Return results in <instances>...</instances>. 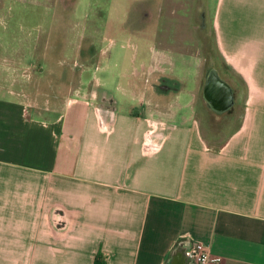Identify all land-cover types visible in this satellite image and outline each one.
Masks as SVG:
<instances>
[{"label": "crops", "instance_id": "crops-1", "mask_svg": "<svg viewBox=\"0 0 264 264\" xmlns=\"http://www.w3.org/2000/svg\"><path fill=\"white\" fill-rule=\"evenodd\" d=\"M213 13L235 85L225 109L202 104L207 124L192 88L138 89L135 72L95 75L51 117L2 91L0 264H198L196 241L220 264H264V0Z\"/></svg>", "mask_w": 264, "mask_h": 264}, {"label": "rangeland", "instance_id": "rangeland-1", "mask_svg": "<svg viewBox=\"0 0 264 264\" xmlns=\"http://www.w3.org/2000/svg\"><path fill=\"white\" fill-rule=\"evenodd\" d=\"M215 3L0 0V95L7 90L25 94L38 110L46 102L51 117L84 84L97 88L95 75H109V83L118 86L127 80L123 73L140 72L138 77L133 74L138 89L162 86L172 97L180 87L192 88L202 125L207 124L202 104L207 101L208 76L235 85L213 26ZM114 91L115 98L122 100L121 93ZM132 97L150 100L149 94ZM127 98L121 108L131 104L138 109V101ZM218 111H211L212 119H219L223 112Z\"/></svg>", "mask_w": 264, "mask_h": 264}, {"label": "built area", "instance_id": "built-area-1", "mask_svg": "<svg viewBox=\"0 0 264 264\" xmlns=\"http://www.w3.org/2000/svg\"><path fill=\"white\" fill-rule=\"evenodd\" d=\"M190 255L198 264H220L221 262V258L213 256L209 250V245L202 241L193 243L190 247Z\"/></svg>", "mask_w": 264, "mask_h": 264}, {"label": "bare ground", "instance_id": "bare-ground-1", "mask_svg": "<svg viewBox=\"0 0 264 264\" xmlns=\"http://www.w3.org/2000/svg\"><path fill=\"white\" fill-rule=\"evenodd\" d=\"M221 83H219V87L216 88L215 85L213 84L210 88V86L208 85L206 88H205V95L207 96L210 95V97L215 100V98L212 96L213 93H219L220 96L221 95H224V94H227L229 91L226 89L225 87V83L223 81L220 80ZM213 83V81L211 82ZM210 88V89H209ZM231 97V94L229 95ZM228 98L231 100V98Z\"/></svg>", "mask_w": 264, "mask_h": 264}, {"label": "water", "instance_id": "water-1", "mask_svg": "<svg viewBox=\"0 0 264 264\" xmlns=\"http://www.w3.org/2000/svg\"><path fill=\"white\" fill-rule=\"evenodd\" d=\"M220 80H222V79H220ZM222 81L225 83V87H226V89L229 91L230 86H229L224 80H222ZM228 88H229V89H228ZM205 96H206V95H205ZM212 96L215 98V100H212V99L208 98L207 96H206V98H207V100H209V101L212 100V101L216 104V105H214V104L212 103V101H211V103L213 104V106H214L217 110H223V109L226 108L225 103L222 102L223 98H222V96H220L219 93H213Z\"/></svg>", "mask_w": 264, "mask_h": 264}, {"label": "flooded vegetation", "instance_id": "flooded-vegetation-1", "mask_svg": "<svg viewBox=\"0 0 264 264\" xmlns=\"http://www.w3.org/2000/svg\"><path fill=\"white\" fill-rule=\"evenodd\" d=\"M213 81V83H211ZM222 81V80H221ZM219 83H221L220 82V78L218 77V76H215V75H209L208 76V78H207V82H206V86H205V88L209 85L210 86V88H211V86L214 84L215 85V87L216 88H218L219 87ZM209 88V89H210ZM207 97L208 98H210V99H212L211 97H210V95H208L207 94ZM213 100V99H212ZM212 100H210V101H212ZM212 103L214 104V105H216L213 101H212Z\"/></svg>", "mask_w": 264, "mask_h": 264}, {"label": "trees", "instance_id": "trees-1", "mask_svg": "<svg viewBox=\"0 0 264 264\" xmlns=\"http://www.w3.org/2000/svg\"><path fill=\"white\" fill-rule=\"evenodd\" d=\"M96 263V262H95ZM96 264H98V263H96Z\"/></svg>", "mask_w": 264, "mask_h": 264}]
</instances>
